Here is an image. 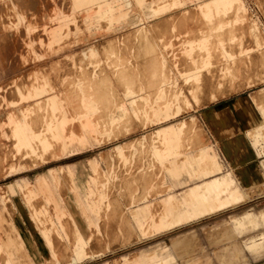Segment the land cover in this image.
I'll return each mask as SVG.
<instances>
[{"label":"rangeland","instance_id":"374dc122","mask_svg":"<svg viewBox=\"0 0 264 264\" xmlns=\"http://www.w3.org/2000/svg\"><path fill=\"white\" fill-rule=\"evenodd\" d=\"M235 133L264 174V0H0V264H211Z\"/></svg>","mask_w":264,"mask_h":264},{"label":"crops","instance_id":"0c3cea01","mask_svg":"<svg viewBox=\"0 0 264 264\" xmlns=\"http://www.w3.org/2000/svg\"><path fill=\"white\" fill-rule=\"evenodd\" d=\"M223 146L228 167L223 173L230 174L241 192L248 195L241 201L234 198L223 203L229 206L212 214L229 211L223 218H216L209 224V229L204 225L197 226L192 237L185 236L180 240L188 245L190 238L195 239L196 250L193 254H209L211 264H264V193L250 195L248 191V188L261 185L264 174L253 151L245 146L240 134L229 137ZM218 225L222 228H218ZM187 245L179 250L181 255L191 253L185 250L189 249Z\"/></svg>","mask_w":264,"mask_h":264},{"label":"bare ground","instance_id":"6f19581e","mask_svg":"<svg viewBox=\"0 0 264 264\" xmlns=\"http://www.w3.org/2000/svg\"><path fill=\"white\" fill-rule=\"evenodd\" d=\"M125 227V226H124Z\"/></svg>","mask_w":264,"mask_h":264}]
</instances>
